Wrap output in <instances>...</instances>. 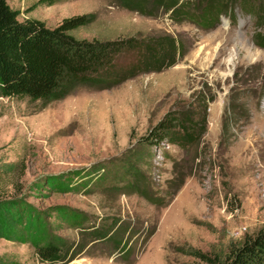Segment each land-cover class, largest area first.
I'll list each match as a JSON object with an SVG mask.
<instances>
[{
    "label": "rangeland",
    "instance_id": "374dc122",
    "mask_svg": "<svg viewBox=\"0 0 264 264\" xmlns=\"http://www.w3.org/2000/svg\"><path fill=\"white\" fill-rule=\"evenodd\" d=\"M36 1L8 3L47 27L93 15L80 39L171 35L180 55L46 104L0 95V264H50L35 254L49 241L63 264H212L200 254L225 261L264 232V0H220L210 27L151 3ZM167 113L193 141L145 139Z\"/></svg>",
    "mask_w": 264,
    "mask_h": 264
},
{
    "label": "trees",
    "instance_id": "16d2710c",
    "mask_svg": "<svg viewBox=\"0 0 264 264\" xmlns=\"http://www.w3.org/2000/svg\"><path fill=\"white\" fill-rule=\"evenodd\" d=\"M250 1L253 0H244L243 3ZM54 2L37 0L33 6H49ZM119 2L124 8L140 13H145L151 3L153 8L171 10L175 21L191 20L207 27L214 25L217 13L225 7L220 0H205L201 12L195 15L181 0ZM248 5L253 8L252 4ZM19 14L20 11L11 7L8 0H0V95L3 97L46 104L64 98L79 84L109 88L138 73L160 71L173 65L180 55V45L171 35L99 40L80 39L70 33L88 25L93 15L65 17L55 27H47L34 18L19 20ZM260 44L264 45L263 42ZM174 120L169 113L165 114L145 139L156 142L166 136L170 143L178 141V137L188 138L189 143L193 141L191 132L184 131L178 136ZM1 236L15 237L13 234ZM231 249L225 261L200 255L212 264H264V232ZM35 254L41 263L63 264L65 261L60 246L52 241L37 245Z\"/></svg>",
    "mask_w": 264,
    "mask_h": 264
}]
</instances>
